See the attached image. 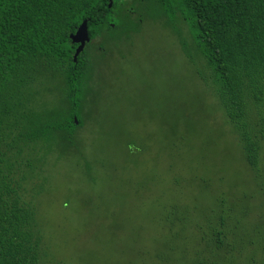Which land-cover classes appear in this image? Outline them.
Listing matches in <instances>:
<instances>
[{
  "label": "rangeland",
  "instance_id": "374dc122",
  "mask_svg": "<svg viewBox=\"0 0 264 264\" xmlns=\"http://www.w3.org/2000/svg\"><path fill=\"white\" fill-rule=\"evenodd\" d=\"M119 35L98 43L113 52L109 68H97L86 86L83 109L74 117L77 137L47 156L40 196L32 190L37 174L26 182L46 231L48 260L178 261L199 245V225L207 228L225 197L240 209L249 207L243 235L259 237L264 140L254 169L236 125L199 73L203 59L182 50L180 37L192 43L189 28L148 15L132 37ZM88 50L92 61L101 60L96 47ZM42 84L40 101L60 105L59 84L51 78Z\"/></svg>",
  "mask_w": 264,
  "mask_h": 264
},
{
  "label": "trees",
  "instance_id": "16d2710c",
  "mask_svg": "<svg viewBox=\"0 0 264 264\" xmlns=\"http://www.w3.org/2000/svg\"><path fill=\"white\" fill-rule=\"evenodd\" d=\"M109 3L0 0V264H56L52 254L48 260L46 231L34 200L40 196V174L50 152L77 137L74 117L83 109L86 86H92L97 68L105 70L110 64L102 57L92 61L90 47L104 54L94 42L74 60L76 43L70 35L84 20L91 38L104 37L99 43L117 40L119 34L132 37L148 15L188 27L192 43L180 37L182 50L193 60L196 54L203 59L202 79L236 125L248 163L259 167L264 140V0ZM105 51L113 53L108 47ZM116 52L123 55L122 50ZM47 78L59 84L60 105L40 101ZM35 173L40 181L29 197L26 182ZM219 205L207 228L199 225V245L185 251L193 257L184 255L168 264H264V233L257 231L260 238L251 239L243 235L249 207L240 209L226 197Z\"/></svg>",
  "mask_w": 264,
  "mask_h": 264
},
{
  "label": "water",
  "instance_id": "95a60500",
  "mask_svg": "<svg viewBox=\"0 0 264 264\" xmlns=\"http://www.w3.org/2000/svg\"><path fill=\"white\" fill-rule=\"evenodd\" d=\"M113 4V0H110L109 7H111ZM71 39L74 43H79V46L77 47L75 54H74V60L77 61V58L79 54L84 50L85 45L88 41H90V33H89V25L88 20H84L77 28L76 32L72 33ZM76 123H78V119L75 118Z\"/></svg>",
  "mask_w": 264,
  "mask_h": 264
},
{
  "label": "flooded vegetation",
  "instance_id": "af4514ba",
  "mask_svg": "<svg viewBox=\"0 0 264 264\" xmlns=\"http://www.w3.org/2000/svg\"><path fill=\"white\" fill-rule=\"evenodd\" d=\"M113 25H114V24H113ZM98 38H99L98 41H97V38H95V37H94V39L91 38L90 41H88V42L86 43L84 50L87 48V45L90 44L91 42L97 43V45H98V43H99V42H102V40L104 39V37H102V36H100V37H98ZM78 46H79V43H76L75 51H76V49H77ZM99 47H100V50H102V51L104 52V54H103V56H102V60H103L104 62H106V59H109V60H110V58L113 56V53H111V52H109V51H105V49H103V47H102L101 45H99ZM84 50H83V51H84ZM83 51H82V52H83ZM117 53H118V52H117ZM74 54H75V53H74ZM98 54H101V53L98 52ZM118 55H120V54L118 53ZM120 56L123 57V55H120ZM107 63H108V62H107Z\"/></svg>",
  "mask_w": 264,
  "mask_h": 264
}]
</instances>
